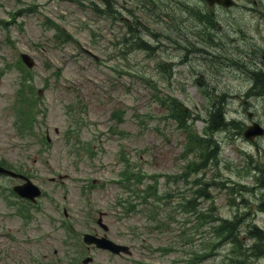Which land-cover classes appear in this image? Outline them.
<instances>
[{
    "label": "rangeland",
    "instance_id": "374dc122",
    "mask_svg": "<svg viewBox=\"0 0 264 264\" xmlns=\"http://www.w3.org/2000/svg\"><path fill=\"white\" fill-rule=\"evenodd\" d=\"M84 1L86 5L74 0H0V19L7 20H0V158L25 168L44 189L39 201L30 206L29 218L19 217L17 205L7 203V199L18 201L9 189L6 198L0 199V264H63L71 258L80 262L87 254L94 257L93 264H139L141 260L227 264L231 243L206 249L203 241L208 232L203 220L213 211L198 212L213 202L214 217L237 214L245 225L255 222L264 227L260 207L264 186L259 180L264 179V136L251 142L243 132L222 131L214 139L212 160L201 161L197 159L200 151L194 149L198 141L187 140L192 132L170 116V102L162 98L179 99L193 111L207 103L205 94L186 87L193 66L206 72L210 82L219 81L222 89H233L224 107L245 122L243 110L235 113V109L248 100L249 81L234 61L218 59L214 65L206 56H191L194 60L182 62L177 52L175 62L170 59L174 47H168L164 35L169 25L175 33L187 27L182 10L171 9L168 18L165 8L138 7L141 0H113L125 6V15L137 19L140 34L155 47L147 50L125 47L123 36H129L125 19L119 14L110 18L91 6L97 2L104 9L102 0ZM242 3L250 6L233 10L232 16L254 37L241 40L240 48L233 47L236 53L246 48L263 50L258 55V61H263L264 0ZM53 22L66 33L61 34ZM227 37L223 40L230 52ZM21 52L34 57L32 69L19 61ZM170 61L176 68L174 79L169 77ZM212 64L217 74L210 69ZM172 81L180 82L187 92ZM39 87L44 89L42 95L37 94ZM250 102L264 126V95ZM203 127L199 120L194 130ZM188 161L206 162L202 169L208 168L205 177L211 182V197H197L196 210L178 203L194 196L188 180L201 173L181 176ZM120 198L130 202L131 212L118 206ZM142 198L145 202L155 199L156 216L137 210ZM100 211L106 212L108 235L129 244L131 256L83 243V233L103 232L97 224ZM161 216L170 218L175 227L172 235L149 227ZM181 238L185 244L179 243ZM168 240L176 243L171 252ZM246 264H264V254Z\"/></svg>",
    "mask_w": 264,
    "mask_h": 264
},
{
    "label": "trees",
    "instance_id": "16d2710c",
    "mask_svg": "<svg viewBox=\"0 0 264 264\" xmlns=\"http://www.w3.org/2000/svg\"><path fill=\"white\" fill-rule=\"evenodd\" d=\"M245 60H240L239 62L244 65ZM245 65L243 66V68ZM244 71L251 74L250 78L255 84L256 93L258 94H264V70L261 69H251L248 65L244 68ZM163 102L169 101L172 103V108L174 110V116L180 121L183 122L185 119V111L183 108L180 107L177 100L173 97L168 98H162ZM219 119L222 121V117H219ZM218 123V121L216 122ZM203 142V146L208 149V151L212 150V146L210 145V142H208L207 139L201 138L199 143ZM201 155H204V152L201 153ZM205 157V156H203ZM201 156V161H205V159ZM206 162H202L201 164L195 165V162H190L185 171V176L187 177L192 172H198L200 169H202L203 165H205ZM262 183V181H261ZM190 190H192L194 196H190L186 198L185 200H180L178 203L179 205H183V203H186L187 207H191V209L196 210L195 207L197 203V197H205L209 199L211 197L210 193V187L211 182H209L206 177L205 173L202 175H198L193 179V181L190 183ZM244 187V185H243ZM150 188H154L150 186ZM233 193L237 192L235 190H232ZM167 193H164L163 195H166ZM163 197V196H161ZM144 203V204H143ZM157 202L151 201V202H142L143 208L141 210H144L146 213H149V215L156 216L157 212L159 211V206L156 204ZM213 204V202H211ZM260 207L264 209V199H262V202L260 204ZM214 206H209L206 210L199 211L198 213L204 215L207 213H211L213 211L212 216L209 215L203 220L204 227H206L207 232L210 233L208 235L203 243L206 245V249L213 248L217 241V245L222 243H231L232 248V255L229 256V264H245L248 260L261 257V255L264 254V229L256 226L255 224L251 223L250 225H244L243 222L240 220V217L237 215H234L233 217H214ZM202 219H199L197 221L201 222ZM247 226V227H245ZM151 230L156 228H162L163 232H174L175 228L173 225H171L170 218L167 217H155V221L150 224ZM148 228V227H146ZM170 250H172L175 245H172V242L170 241Z\"/></svg>",
    "mask_w": 264,
    "mask_h": 264
},
{
    "label": "flooded vegetation",
    "instance_id": "af4514ba",
    "mask_svg": "<svg viewBox=\"0 0 264 264\" xmlns=\"http://www.w3.org/2000/svg\"><path fill=\"white\" fill-rule=\"evenodd\" d=\"M201 2L204 3L202 4ZM177 7L180 8L182 11L188 13L185 19H183L184 21L188 22V25L186 28L178 31L177 33L172 32L171 31L172 25H169L167 29V38L170 39L172 37L173 40L177 41V44L181 46L182 45L199 46V47H195L194 50H197L198 51L197 54L201 53L202 56H205L207 52L213 55L219 52L221 55L225 57H229L232 55V53L229 52V49L225 47V44L218 43L221 42V39H223L222 37L223 34H219L216 30L218 29V27L212 25V23L210 22L205 21V16H203V13L208 8V5L206 4V0H184V2H181V4H179ZM215 7L219 9L223 8L220 7L219 5H215L213 8ZM212 13L214 14V11ZM168 16L170 17L169 13ZM210 40H212L211 41L212 47L209 49L205 45L207 44V41ZM219 48H222V51H220ZM185 49L188 50L189 48L185 47ZM194 50L192 49V51ZM20 209L25 210L26 208L22 206L20 207ZM66 215L69 216L68 212L66 213ZM63 264H73V262L69 261Z\"/></svg>",
    "mask_w": 264,
    "mask_h": 264
},
{
    "label": "water",
    "instance_id": "95a60500",
    "mask_svg": "<svg viewBox=\"0 0 264 264\" xmlns=\"http://www.w3.org/2000/svg\"><path fill=\"white\" fill-rule=\"evenodd\" d=\"M210 3H214V2H219V3H223L225 5H230L232 4V0H209ZM24 60L30 65H33V60L30 56L24 54ZM263 130L258 127V125L251 127L247 132L246 135L249 137H253V135L258 134V133H262ZM17 189L22 193V195L28 196L32 199H35V196L39 195L41 193L40 189L34 185L31 181H28L27 183H25L22 186L17 187ZM102 226L107 229L108 226L105 225L104 223L101 222ZM84 240L87 243H96L97 246L99 247H104V248H108L116 253H120L121 251H124L126 253H130V249L129 246L127 245H120L117 244L115 242H113L112 240L108 239L107 237H97L96 235L93 234H85L84 236ZM92 258H86L85 262L90 261Z\"/></svg>",
    "mask_w": 264,
    "mask_h": 264
},
{
    "label": "bare ground",
    "instance_id": "6f19581e",
    "mask_svg": "<svg viewBox=\"0 0 264 264\" xmlns=\"http://www.w3.org/2000/svg\"><path fill=\"white\" fill-rule=\"evenodd\" d=\"M196 53V55H197V52H195ZM194 56V55H193ZM195 57V56H194Z\"/></svg>",
    "mask_w": 264,
    "mask_h": 264
}]
</instances>
